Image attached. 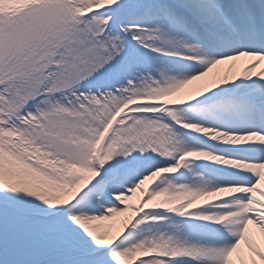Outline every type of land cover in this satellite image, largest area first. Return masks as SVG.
Instances as JSON below:
<instances>
[{
	"label": "snow or ice",
	"instance_id": "6c2138e0",
	"mask_svg": "<svg viewBox=\"0 0 264 264\" xmlns=\"http://www.w3.org/2000/svg\"><path fill=\"white\" fill-rule=\"evenodd\" d=\"M0 264H264V0H0Z\"/></svg>",
	"mask_w": 264,
	"mask_h": 264
},
{
	"label": "rangeland",
	"instance_id": "374dc122",
	"mask_svg": "<svg viewBox=\"0 0 264 264\" xmlns=\"http://www.w3.org/2000/svg\"><path fill=\"white\" fill-rule=\"evenodd\" d=\"M136 195H139V193H137Z\"/></svg>",
	"mask_w": 264,
	"mask_h": 264
}]
</instances>
